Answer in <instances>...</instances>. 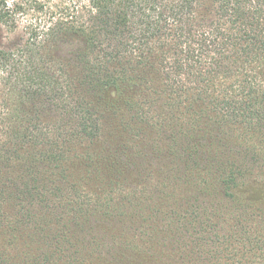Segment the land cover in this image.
Returning a JSON list of instances; mask_svg holds the SVG:
<instances>
[{
	"label": "trees",
	"instance_id": "trees-1",
	"mask_svg": "<svg viewBox=\"0 0 264 264\" xmlns=\"http://www.w3.org/2000/svg\"><path fill=\"white\" fill-rule=\"evenodd\" d=\"M52 1L0 0V264H264V0Z\"/></svg>",
	"mask_w": 264,
	"mask_h": 264
},
{
	"label": "rangeland",
	"instance_id": "rangeland-1",
	"mask_svg": "<svg viewBox=\"0 0 264 264\" xmlns=\"http://www.w3.org/2000/svg\"><path fill=\"white\" fill-rule=\"evenodd\" d=\"M52 1V0H51ZM58 0H56L57 2ZM69 1V0H68ZM53 2V1H52ZM34 13H30L29 17H24L26 19H30ZM36 16V15H35ZM22 31H11L7 27L0 25V47L1 48H9L12 47L13 44L22 39Z\"/></svg>",
	"mask_w": 264,
	"mask_h": 264
}]
</instances>
